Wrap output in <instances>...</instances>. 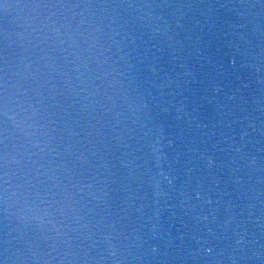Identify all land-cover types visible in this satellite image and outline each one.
<instances>
[{
  "label": "water",
  "instance_id": "95a60500",
  "mask_svg": "<svg viewBox=\"0 0 264 264\" xmlns=\"http://www.w3.org/2000/svg\"><path fill=\"white\" fill-rule=\"evenodd\" d=\"M0 264H264V0H0Z\"/></svg>",
  "mask_w": 264,
  "mask_h": 264
}]
</instances>
